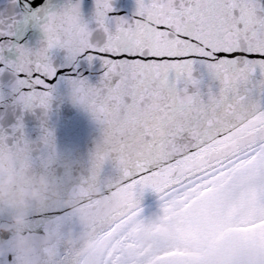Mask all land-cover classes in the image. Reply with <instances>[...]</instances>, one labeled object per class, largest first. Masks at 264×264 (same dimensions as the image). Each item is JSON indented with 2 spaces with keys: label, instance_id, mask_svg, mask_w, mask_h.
<instances>
[{
  "label": "snow or ice",
  "instance_id": "snow-or-ice-1",
  "mask_svg": "<svg viewBox=\"0 0 264 264\" xmlns=\"http://www.w3.org/2000/svg\"><path fill=\"white\" fill-rule=\"evenodd\" d=\"M96 10L103 45L92 42L76 4L49 15L38 50L19 46L18 59L4 61L0 48V73L16 75L19 102L48 110L57 81L71 74L75 100L104 133L79 186L158 194L172 231L132 264H195L187 255L194 243L216 251L199 264H264V0H136L132 16H113V0H96ZM58 49L66 64L54 61ZM81 61L102 64L98 84L82 75ZM42 140L48 168L54 134L46 129ZM7 141L0 133V172L34 166L27 140ZM109 163L117 175L102 180ZM86 208L81 201L82 214ZM142 213L131 208L101 231L118 237ZM87 261L75 252L62 257ZM95 264L115 260L103 254Z\"/></svg>",
  "mask_w": 264,
  "mask_h": 264
},
{
  "label": "water",
  "instance_id": "water-1",
  "mask_svg": "<svg viewBox=\"0 0 264 264\" xmlns=\"http://www.w3.org/2000/svg\"><path fill=\"white\" fill-rule=\"evenodd\" d=\"M113 16H132L136 0H113ZM80 5L83 22L92 29V42L103 45L107 34L97 24L96 0H0V48L4 61H16L18 47L38 50L46 42L44 24L53 12H61L73 5ZM11 26V27H9ZM57 65L66 64V51L55 50ZM0 61V67H4ZM83 64L82 75L93 85L99 83L103 66L97 61ZM65 79L54 86L53 99L48 110L25 108L14 90L16 75L11 70L0 73V133L6 134L9 145L27 140L31 147L34 166L24 164L12 171L0 172V264H62V257L69 253L88 254L107 236L101 229L123 215L127 210L146 206L158 194L144 188L130 189L120 185L110 190L104 182L79 186L91 174L94 154L103 140V128L90 111L74 98L71 85ZM22 125V127H18ZM54 134L55 160L45 168L40 157L47 148L42 136L45 130ZM114 165H105L102 180L115 178ZM12 183L5 186L4 181ZM48 182V189L36 199L31 198L34 188L41 181ZM27 193V194H25ZM81 201H87L81 213ZM71 210L59 217L57 209ZM22 218L23 223H17ZM70 234L78 235L80 243L69 246ZM92 241L94 247L85 249ZM23 242V243H22ZM216 254L214 250L212 257ZM199 264L208 257H189Z\"/></svg>",
  "mask_w": 264,
  "mask_h": 264
},
{
  "label": "flooded vegetation",
  "instance_id": "flooded-vegetation-1",
  "mask_svg": "<svg viewBox=\"0 0 264 264\" xmlns=\"http://www.w3.org/2000/svg\"><path fill=\"white\" fill-rule=\"evenodd\" d=\"M155 215L156 217L146 220L141 228L136 231L133 237V245L125 253L127 264H132L140 254L147 251L154 238L166 237L172 231L173 226L169 221L161 218L160 211ZM214 250V248L201 249L198 244L194 243L187 255L209 257Z\"/></svg>",
  "mask_w": 264,
  "mask_h": 264
},
{
  "label": "bare ground",
  "instance_id": "bare-ground-1",
  "mask_svg": "<svg viewBox=\"0 0 264 264\" xmlns=\"http://www.w3.org/2000/svg\"><path fill=\"white\" fill-rule=\"evenodd\" d=\"M163 210L162 203L159 198L143 207V217L133 218L127 225L124 233L118 237H111L107 235L89 254L87 264H95L96 257L99 255L107 254L109 256L112 253L116 255L117 252L123 251L126 253L133 244V237L139 227L144 221L150 219L154 214Z\"/></svg>",
  "mask_w": 264,
  "mask_h": 264
},
{
  "label": "clouds",
  "instance_id": "clouds-1",
  "mask_svg": "<svg viewBox=\"0 0 264 264\" xmlns=\"http://www.w3.org/2000/svg\"><path fill=\"white\" fill-rule=\"evenodd\" d=\"M3 183L5 186H7V185L12 183V180L9 178V179L5 180ZM47 189H48V182L46 180L41 181L40 186L37 188H34L32 190V192L30 194L31 198L36 199V198L41 197L44 194V192L47 191ZM25 194H27V193H25ZM17 223L18 224L23 223V219L17 218ZM67 243L69 246H74V245L80 243V237L78 235L70 234L69 238L67 240ZM84 247H85V249H89V248L94 247L93 242L92 241L85 242Z\"/></svg>",
  "mask_w": 264,
  "mask_h": 264
},
{
  "label": "rangeland",
  "instance_id": "rangeland-1",
  "mask_svg": "<svg viewBox=\"0 0 264 264\" xmlns=\"http://www.w3.org/2000/svg\"><path fill=\"white\" fill-rule=\"evenodd\" d=\"M163 211V210H162ZM162 211H160V214H162ZM154 217H156V215L154 214L152 217H151V219L152 218H154ZM147 220H149V219H147ZM145 222V221H144ZM143 222V223H144ZM141 228V227H140ZM138 230H139V228H138ZM133 245V244H132ZM131 248V247H130ZM117 254L118 255H116L115 256V254H111V255H114V256H111V257H113L114 258V260H115V264H127V261H126V254L123 252V251H119V252H117Z\"/></svg>",
  "mask_w": 264,
  "mask_h": 264
}]
</instances>
